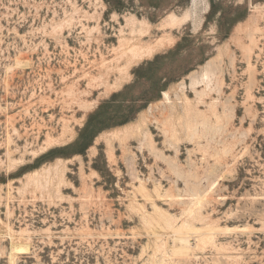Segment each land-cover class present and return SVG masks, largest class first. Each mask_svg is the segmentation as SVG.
<instances>
[{"label": "rangeland", "instance_id": "rangeland-1", "mask_svg": "<svg viewBox=\"0 0 264 264\" xmlns=\"http://www.w3.org/2000/svg\"><path fill=\"white\" fill-rule=\"evenodd\" d=\"M0 222V264H264V0H0Z\"/></svg>", "mask_w": 264, "mask_h": 264}, {"label": "bare ground", "instance_id": "bare-ground-1", "mask_svg": "<svg viewBox=\"0 0 264 264\" xmlns=\"http://www.w3.org/2000/svg\"><path fill=\"white\" fill-rule=\"evenodd\" d=\"M186 17V16H185ZM190 16H187V18H189ZM184 21V17H177V16H172L170 17V19L168 20L167 22V25L168 26H175L177 25V23L179 22H182ZM134 32V31H133ZM140 47H138L137 49H139ZM136 49V50H137ZM143 49V48H142ZM145 49V48H144ZM149 49V48H148ZM132 50V49H130ZM134 48L132 50V55L134 56H137L139 55L141 57V55L143 56V53L146 51H148L147 53H151L152 52V49L150 48L149 50H146V51H143V53H140L138 51H136ZM131 52V51H130ZM138 56V57H139ZM17 63L20 65L22 64V62L20 60H17ZM24 66V64H23ZM201 200H198L194 205L196 206H201ZM3 224L2 222H0V225ZM7 228H8V232H9V235L11 237V240H12V245H11V253H10V258H11V261L13 260V258L21 253H25V252H28L29 251V243L27 242V240H23L20 238H17V235L14 234V232L11 231V227L10 225L8 224L7 225ZM183 228V227H182ZM226 231H231L230 229H226ZM175 232V231H173ZM169 233V237L167 238L166 240V243L168 245V243L171 241V244H172V247L174 249L175 252H184L186 249H187V241H186V237H182L180 239H176L178 236H187V235H190L192 234L193 232L191 230L189 231H185L183 229H180L178 230L177 232L175 233Z\"/></svg>", "mask_w": 264, "mask_h": 264}, {"label": "snow or ice", "instance_id": "snow-or-ice-1", "mask_svg": "<svg viewBox=\"0 0 264 264\" xmlns=\"http://www.w3.org/2000/svg\"><path fill=\"white\" fill-rule=\"evenodd\" d=\"M109 2L116 11H121L124 8V0H109ZM233 2L237 12H243L247 15L248 0H233ZM229 11H231V9H229Z\"/></svg>", "mask_w": 264, "mask_h": 264}]
</instances>
